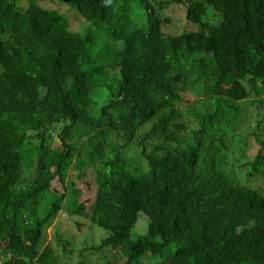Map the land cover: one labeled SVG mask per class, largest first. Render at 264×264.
<instances>
[{
  "label": "trees",
  "instance_id": "1",
  "mask_svg": "<svg viewBox=\"0 0 264 264\" xmlns=\"http://www.w3.org/2000/svg\"><path fill=\"white\" fill-rule=\"evenodd\" d=\"M21 1L0 0V264H264V117L238 133L264 92V0H51L82 33ZM228 142L257 147L244 180ZM83 176L74 213L104 237L44 246Z\"/></svg>",
  "mask_w": 264,
  "mask_h": 264
},
{
  "label": "rangeland",
  "instance_id": "2",
  "mask_svg": "<svg viewBox=\"0 0 264 264\" xmlns=\"http://www.w3.org/2000/svg\"><path fill=\"white\" fill-rule=\"evenodd\" d=\"M23 5H27V1L23 0L21 1ZM38 5L42 7H48L50 9L56 10L59 14H62L69 22L70 30L82 33L86 28L85 20L80 19L75 10L72 8L67 7L65 4H62L58 1H51V0H37L36 2ZM167 17H169L173 24L175 26L181 25L184 20V11L183 7H174L171 9L170 13L167 14ZM176 27V28H177ZM261 86L258 85V92L256 93V96L252 97L251 99L242 102L240 108H242V113L240 115V128H239V134L241 136V139L246 138V134L249 131L253 129L254 122H256V118L254 117L255 114H259L260 116L264 117V107L259 102L264 100V92L260 88ZM189 101L193 98V102H197L198 99H195L194 96L187 95L186 97ZM198 103L193 105V108L196 107ZM199 110V107L197 108ZM259 110V111H258ZM258 111V113H257ZM186 117H189L186 115ZM254 121V122H253ZM191 127H194L192 124ZM264 128V125H263ZM77 134L80 132L79 130L76 131ZM261 139L264 138V136H260ZM57 142V140L55 141ZM229 144V160L231 163L238 164L235 168V170L239 173V178L244 180L246 175V170L243 166H241L242 163H247L251 161L250 155H248V152L250 150L256 149L257 147L249 142V150L245 152V149L243 148V145L241 143V152L235 151L238 149L237 144H233L232 142H228ZM240 146V145H239ZM124 155L126 159L132 161L129 164L128 169L130 172H134L137 170L135 161H138L139 151L138 150H132L131 147H128L124 150ZM248 155V156H245ZM142 161V165H143ZM142 167V166H140ZM74 172V171H73ZM94 182L91 181L90 176H83L81 180L76 181L74 183L73 187L75 188V191L77 194H72V203L69 204L68 202H65V206L63 210L59 212V214L54 217L49 225L45 227L44 229V246L48 243L53 244V246H57L58 249H62L63 246L59 242V238L61 240H65V242H69L74 250H80L81 246H84L85 244H97L99 240L104 237V233H102L100 230H97L92 227L89 216L86 213V215H80L78 213H74V209L77 208V206L82 205L84 209V213L87 212L91 206V203L94 199ZM249 186L252 187H258L263 191L264 188V180L261 176L256 175L252 178L251 182L249 183ZM72 187V188H73ZM60 190V185L58 183H55V187ZM62 191V189L60 190ZM69 206V207H67ZM138 231V230H137ZM134 235V232H133ZM73 250V251H74ZM78 255V252H74L72 261L73 264H76L78 259L76 258ZM111 254H108L110 256ZM94 258V257H93ZM95 259V258H94ZM102 261H99L97 264H101ZM67 264V263H65Z\"/></svg>",
  "mask_w": 264,
  "mask_h": 264
}]
</instances>
